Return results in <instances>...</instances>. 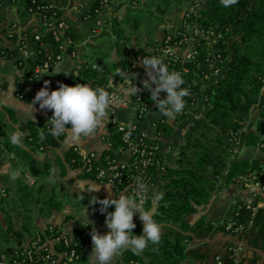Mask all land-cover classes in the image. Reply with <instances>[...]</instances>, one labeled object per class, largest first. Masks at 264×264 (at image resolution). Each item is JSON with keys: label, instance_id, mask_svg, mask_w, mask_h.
<instances>
[{"label": "trees", "instance_id": "16d2710c", "mask_svg": "<svg viewBox=\"0 0 264 264\" xmlns=\"http://www.w3.org/2000/svg\"><path fill=\"white\" fill-rule=\"evenodd\" d=\"M102 1L86 0V8L82 14L83 19H86L88 15H92L93 18L95 9L101 7ZM109 1L114 2L115 0ZM153 1H157L156 9L163 14L170 4H176L182 0ZM67 2L68 0H0V23H8V27H4L0 31V33H4L0 39L5 41L4 44L0 45V58H15L17 64L24 69L23 76L16 82V95L22 100L31 101L33 96L26 92L27 85L31 83V73L35 66L43 63L48 55H56L60 52V42L55 40L51 31L44 32L41 40L36 41L31 33L33 29L31 25L22 32L16 30L14 25H27L32 17V11H38L37 6L52 3L56 5V17L66 19L68 22L65 36L73 42L67 54H71L73 48L80 52L82 47H75L74 45L84 40L86 34L78 32L75 26L68 21L65 13ZM150 3V0H145L141 7L152 5ZM14 5H17L20 19L18 16L9 15L10 13L5 9ZM130 7V10L137 8L133 5ZM115 11L117 12V9ZM200 13L203 27L214 29L223 35L212 46V49L218 50L222 55L221 61L217 63L223 71L222 77L218 78L217 81H209L205 77L206 74L213 72V69L207 67V59L212 60L213 58L208 57V47L204 44L199 46V51L193 60H188L185 63H182L181 60H171L170 63L168 59L162 60L170 72L176 71L182 74L185 81L183 87L189 88L191 93L185 97L187 103H193L196 100L200 94L201 82H206L204 86L205 109L202 111V115L192 119L185 131L179 146L176 166H170L167 162L165 170L162 172L155 165L149 168V175L152 176V183L156 184L159 196L156 206H154L151 192L143 204V208L147 211L154 208L153 218L162 225L160 242L156 245L150 243L140 255H135L131 251H124L115 264H183L184 261H190L193 264H215L217 255L223 256L227 261L232 254L234 242H231L225 250L216 249L215 245L207 239L213 229H220L225 233L240 237H243L251 229L247 226L252 217V211L248 207L247 200L239 201L233 216L219 222L216 226L206 215H202L196 221L193 219L197 214L206 210L211 202L213 191L219 183L220 185L228 184L238 176H252L256 180L264 177V164L260 159L237 158V154L233 156V144L229 141L232 133L238 131L247 122L243 118V114H249L250 103L256 101L259 103V112L254 120L249 123V130L244 135L240 148L244 145L259 146L264 150V93H262L264 86V0H238L237 4L228 8H225L220 0H202ZM126 20L134 29H137L142 23V20L131 15ZM93 27L94 23L91 29ZM108 28L111 30L115 28L117 36L122 37L121 30L123 27L117 15L111 17L110 25L106 26L99 36L108 33L106 30ZM24 32L28 34L29 43L36 51L35 54L27 58L19 54V47L17 46L19 37ZM99 36L93 37L88 45L100 47L102 43L93 44ZM150 42L152 41L147 43ZM117 43L115 46L118 56L116 60L122 73L131 69L134 62L133 58L138 56V53L141 52L143 58L145 56L152 57V53L146 51L143 45L135 43L134 47L129 49L126 44ZM103 57L97 56L94 61H80L76 67L63 74L59 84L89 83L93 87H105L106 91L110 93V75L107 72V67L101 62ZM144 72L143 65H136L132 74V84L141 90H145L147 104L153 109H158L150 99L151 92L141 80ZM117 79H121V76L117 75ZM0 85L4 87L5 83L0 82ZM147 85L151 87L150 83ZM50 116L40 117L37 123L29 121L24 126H17L18 118L15 110L5 105L0 106V162L3 160L4 153H7L13 161L24 160L25 164L21 166L22 171L25 172L27 168L37 180L49 175L52 170L51 164L48 161L40 160L38 153L51 148H61L65 140L64 136L57 138L50 134L51 125L47 124ZM186 116L187 113H182L174 120H169L162 115L156 122L160 137L149 138V142L159 144L162 149L159 156L163 160L168 157V154L164 149L161 136L171 135L175 127ZM24 129L27 132L22 135L21 146H13L10 142V134L18 132V130L24 131ZM107 129L104 139L106 147L102 151L94 150L97 152L98 158L93 160V167L90 171L82 169L88 157L80 154L77 150L79 147L76 146H70L65 150L63 155L64 168L73 169L79 178L106 183L97 177V168L107 163L108 159L118 160L121 154L119 150L125 145L123 132L117 130L116 123L109 122ZM41 136L44 138L41 139ZM226 167L228 170L225 172ZM125 171L128 175L137 173L136 170L129 167H126ZM37 180L34 184H29L23 179H19L17 189H33L37 186ZM127 183L128 179H124L122 183L116 181L114 187L118 192L126 190L128 195L139 203L138 197L131 192V188L126 187ZM43 184L42 182L35 188L37 192L40 191ZM6 191L10 192V189L6 188ZM8 194L0 195V202H4L0 203V210L5 209L7 205L9 206ZM32 196L33 191L22 194V198L25 199ZM44 202L51 205L50 214L55 210H61L62 202L54 200L53 196ZM9 208L11 209V207ZM11 219V216H6L7 227H4L0 221V256L3 253L9 254L11 252L9 248L12 249L18 242L24 241L27 234L32 236L40 231L33 232L35 226L27 223L14 226ZM23 219L25 220L26 217H22ZM68 219L69 216H66L65 221ZM230 222L233 223V227L227 229V224ZM240 224L246 225V229L237 234L235 228ZM60 228V226H56L57 231H60ZM75 231L78 232V230ZM142 232L143 223L136 224L133 233L140 235ZM187 240L205 242L203 245L189 249L186 244ZM57 246L60 248L63 245ZM72 247L77 249L78 264H83L87 255L84 253L81 244H72Z\"/></svg>", "mask_w": 264, "mask_h": 264}, {"label": "crops", "instance_id": "0c3cea01", "mask_svg": "<svg viewBox=\"0 0 264 264\" xmlns=\"http://www.w3.org/2000/svg\"><path fill=\"white\" fill-rule=\"evenodd\" d=\"M133 0H115L114 5L117 9H125V6L131 8ZM128 4V5H127ZM66 7V17L70 23H72L78 32L87 34L93 25V20L83 19V11L86 8V0H68ZM122 22V20H121ZM157 24L155 30L154 39H146L143 44V48L152 53V49L156 45V41H159L163 36V31ZM122 25V24H121ZM111 33V29L108 31ZM103 36V35H101ZM100 39V38H99ZM152 41L150 43H147ZM101 43L99 40L95 39L93 44ZM80 52L76 54H66L62 61H60L55 67L48 70L43 77L40 86L35 84H28L26 87V92L30 93L33 97L31 101L35 98L36 93L44 86L45 81L50 82V90H55L54 87H57L62 80V76L65 72L72 70L78 65L82 60L94 61L97 55L93 57L95 48L93 45L81 46ZM142 50V49H141ZM134 54V53H133ZM116 49L113 50L112 54L109 55V59L103 57L101 62L107 67V72L110 75V88L111 90H123L127 95L132 94L134 86L132 84V76L125 74L127 79L121 76L122 83H117V73H120V65L117 59ZM134 61L139 62L142 65L141 61L143 60L141 52L138 53V56L133 58ZM24 74V69L17 64L15 58H0V82L5 83V86L0 85V106L5 105L15 110L18 118L17 126H24L27 122L33 121L38 122L40 117L46 118L48 115L47 110H40L39 104L36 105V111L34 112L35 120H32L29 108H26L25 105L31 104V101H25L20 99L16 95L17 90V79L21 78ZM203 90V89H202ZM262 93H264V86L262 88ZM204 110V95L201 91L196 102L189 108V112L184 120H182L174 129L173 133L169 136H161L163 140L164 148L167 151L168 157L167 162L170 166H176V161L179 154V146L181 140L187 128L189 127L192 119L195 116H199ZM259 112V103L251 102L250 103V112L249 114H243V118L247 122H252ZM162 114L158 109H153L149 112L145 118L139 121L140 129L149 136V138H154L157 136V130L154 126V123L160 118ZM112 117H116L122 123H135L137 121L135 109L133 106L124 107L117 103H112L109 108L108 119L103 123L102 127L90 138H84L80 143H69L64 140L61 148H51L47 151L38 153L40 160L48 161L51 164V168L56 170V181H49V175L40 178L43 181V186L40 188V191L45 189L53 190V197H58V201L62 202L61 210L54 211L51 216L44 220L41 218L37 222L38 230L43 229L44 225L48 222H56L60 226V231L69 235L75 230H78L79 236H70L77 243L81 244L84 253L87 255V259L83 264H91L90 254L92 253L93 244L91 239V232L93 227L98 229L101 234H106L109 229L105 223L107 213H101L99 211L100 205L92 204L91 200L93 196L98 197L99 199H104L108 193L104 190V184L96 181H89L83 178H79L77 172L70 168H64L63 166V155L66 149L70 146H76L83 150H97L102 151L105 149L106 144L102 139V134L107 132V124L111 121ZM19 133L24 135L27 132L18 130ZM243 148L247 149V153L244 156H241L240 153ZM234 156V155H233ZM237 158H259L260 161L264 164V150L259 146H242L238 151ZM13 161L10 158V155L3 157V160L0 162V195H6L9 192L6 191V188H9L10 191L14 194L18 190L17 179H12L10 172L18 170L20 174L22 171V164H25L24 160ZM228 170V167L225 168V172ZM25 175L30 174L28 169H25ZM31 175V174H30ZM20 176V175H19ZM32 176V175H31ZM33 177V176H32ZM35 180H37L34 177ZM222 180V179H221ZM27 181V179H26ZM38 182V180L36 181ZM41 182V183H42ZM37 184V183H36ZM94 184L101 185V190L99 192H89L86 189L90 188ZM5 191V192H2ZM39 191V192H40ZM255 189L252 186H245L243 183H238L232 181L228 184L219 183L218 187L213 191L212 199L206 210L197 214L193 221H196L202 215H206L208 219L214 222L216 226L219 222H222L225 219H228L233 216L239 201L247 200L253 193ZM111 194L113 198H118L120 194L129 196L126 190L120 192L116 191L115 187L111 184ZM159 194L157 192V187L152 189V197L154 200V206H156V201ZM130 197V196H129ZM258 205L264 203V193H262L257 198ZM143 208V205H142ZM154 209V208H153ZM153 209L149 210L153 212ZM143 210L147 211L143 208ZM108 211H115V206L112 205ZM66 216H69V219L65 221ZM51 218V219H50ZM135 224L143 223L139 218V213L134 214ZM65 224H70L66 230H62V227ZM211 243L215 245L217 249L225 250L226 247L231 243L241 242L245 246V250L242 253L241 260L239 264H264V210L259 209L255 215V225L252 227L243 237L239 235H232L225 233L220 229H213L211 235L207 238ZM121 257H115L111 264ZM185 264H188L185 261Z\"/></svg>", "mask_w": 264, "mask_h": 264}, {"label": "built area", "instance_id": "2783aa9c", "mask_svg": "<svg viewBox=\"0 0 264 264\" xmlns=\"http://www.w3.org/2000/svg\"><path fill=\"white\" fill-rule=\"evenodd\" d=\"M144 1L145 0H133L132 5L135 7H141ZM201 7L202 0H182L176 3L174 14L159 24L163 31V36L152 49V57H157L161 60L164 58L168 59L169 63L171 60H181L182 63H185L188 60H193L199 51V46L204 44L208 47V57L211 56L213 58L212 60L207 59V67L213 69V72L206 74L205 77L208 78L209 81H217L218 78L222 77L223 72L217 64L218 61H221L222 55L218 50L212 49V46L217 43L223 35L222 33L216 32L214 29L203 27L200 20ZM37 9L38 11H32V17L27 25L22 26L20 24H15L14 28L17 27L15 29L22 32L31 25L33 27L31 33L36 41L41 40L44 32L51 31L55 40L60 42V52L56 55H48L43 63H39L35 66L31 73V83L40 86L44 74L63 60L64 56L69 51V47H72L70 45L73 41L65 36V30L68 27L67 20L56 17V5L52 3H44L37 6ZM115 9L113 1L103 0L101 7L95 9L94 17L92 18V15H88L86 18L87 20H93L94 27L86 34L84 40L78 42L74 46H87L88 42H90L93 37L99 36L103 29L110 25L111 17L117 15ZM106 30L109 31L110 29L108 28ZM17 46L19 47V54L24 58L36 53L32 45L29 43L28 34L25 32L19 37ZM76 52L77 50L73 48L71 54H76ZM138 64L139 62L134 61L131 69L126 70L124 74H129L133 77L132 74L134 67ZM147 79H149V77L145 71L141 80L144 84H147L149 83ZM116 82L122 83V80L116 79ZM205 84L206 82L202 81L200 87V93L203 91L204 102ZM133 86L134 89L130 95H127L123 90L110 91L113 103H117L124 107H134L137 121L131 123L132 129L130 130L129 127L127 128L126 123L120 122L116 117L111 118L110 122L116 123L117 130L123 132L125 145L119 150L121 154L119 155L118 160L108 159L107 163L102 164L97 168V177L113 186L116 181L122 183L124 179H128L126 187L131 188V192L138 197L139 203L143 205L151 195L152 189L156 187V184L152 183V176L149 175L150 166L155 165L159 168V171L162 172L165 170L167 158L163 160L159 156V153L162 151L159 144L150 143L149 136H147V134L138 126V122L143 120L153 108L146 102L145 90H141L138 86ZM166 95L167 93L162 92V98L166 97ZM198 96L196 97V100ZM196 100L193 103L186 102V108L183 113H188L189 108L196 102ZM47 112L48 115L52 116L53 112L51 110H47ZM200 115H202V113ZM160 118H158V120ZM156 122L154 123V126L157 130ZM249 123L250 122H246L242 128L233 132L231 137H229V141L233 144V155H236L240 150L244 135L249 130ZM101 137L104 140L106 133L102 134ZM156 137H160L158 131ZM77 150L83 156L88 157L82 169L90 171L93 167V160L98 158L97 152L94 150H83L81 148H78ZM131 159H133V161H131ZM126 167L136 170L137 173L130 175L126 174ZM234 181L243 183L245 186H252L255 189L254 193L247 199L248 207H250L252 211V217L247 226L252 228L255 225V215L259 206L264 210V203L261 205H258L257 203V198L264 193V177L256 180L255 177L252 176H238ZM27 182L29 184H34V177L28 174ZM138 185L143 186V189L139 191V194ZM140 197H143V201H141ZM56 226H58L56 222H48L47 225H45V228L32 236H28L24 241L18 242L16 246L12 247V251L9 254H1L0 264H78L77 258L79 255L77 249L72 247V244L75 245L77 242L67 236L64 232L57 231ZM232 227L233 223L230 222L227 224V229ZM245 229L246 225L240 224L235 228V231L238 234L244 232ZM204 242L205 241L187 240L186 244L190 249L203 245ZM59 244L63 246L59 248L57 246ZM244 250L245 246L241 242L234 243L232 254L229 256V264H239ZM229 260L225 261L223 256L217 255L215 257V264H228ZM187 263L193 264L190 261H187ZM183 264H185V261Z\"/></svg>", "mask_w": 264, "mask_h": 264}, {"label": "clouds", "instance_id": "9594fccd", "mask_svg": "<svg viewBox=\"0 0 264 264\" xmlns=\"http://www.w3.org/2000/svg\"><path fill=\"white\" fill-rule=\"evenodd\" d=\"M220 3L228 8L237 4L238 0H220ZM141 63L149 77L147 81L151 84V87L145 84L151 92L150 99L157 106L160 114L169 120H174L184 112L185 97L191 94L189 88L183 87L185 81L182 74L176 71L170 72L157 57L145 56ZM117 75L127 79L122 72ZM162 92L167 93L166 97H161ZM112 103V95L105 87H93L89 83L75 85L61 83L55 90H50V82L45 81L30 106L25 105V107L29 108L32 120H35L34 112L37 104L40 110H51L53 114L47 123L51 125L50 134L57 138L64 136L67 142L75 144L82 142L84 138L92 137L102 127L108 119ZM128 127L131 130L132 124L129 123ZM43 138L41 136V139ZM10 142L13 146H21L22 134L11 133ZM19 175L18 170L10 172L12 179L19 178ZM49 181L53 183L56 181L54 168L51 170ZM142 189L143 186L138 185V194ZM86 190L99 192L101 185L94 184ZM104 190L108 195L104 199L93 196L91 203H99V211L102 214L107 213L105 223L109 231L101 234L93 227L91 232L93 249L89 256L91 264H111L114 258L124 251L140 255L150 243L156 245L160 242L162 225L153 218L151 211L143 210L141 203L124 194L113 198L111 184H104ZM140 199L143 201V197ZM112 205L115 206V211H108ZM135 213H139V218L143 222V232L140 235L133 233L136 227Z\"/></svg>", "mask_w": 264, "mask_h": 264}, {"label": "rangeland", "instance_id": "374dc122", "mask_svg": "<svg viewBox=\"0 0 264 264\" xmlns=\"http://www.w3.org/2000/svg\"><path fill=\"white\" fill-rule=\"evenodd\" d=\"M150 2H151L150 4L152 5L150 6L145 5L143 7H139V8L137 7L136 9L134 8L130 10L129 7L127 6H125V9L120 8L117 13V16L120 20H122L121 22L122 24L121 26L123 27L121 30L122 39L117 36V32L115 28L111 30V33H105L103 36L97 37L96 39L99 40L102 43V45L100 47L95 48L93 57L97 55H102L105 56V58L109 59V55L112 54L116 44H118L117 42H119V44L122 43L126 44V46L129 49H132L135 43L142 46L146 41V39H150V40L154 39L157 24L164 21L166 18L168 19L171 15L174 14L176 4L174 3L170 4L167 7L165 13L162 14L160 11H157L156 9L157 1L150 0ZM5 9L10 13L9 15L11 16L14 15L19 17L17 11V5H14L9 9L8 8ZM129 15L137 17L138 19L142 20L141 25L137 29L132 28L130 23L126 20ZM7 25L8 23L6 22L0 23V31L4 27H8ZM3 36L4 33H0V37ZM4 43L5 41L0 39V45ZM246 153H247V149L243 148L240 155L244 156ZM6 155L8 154L4 153V156ZM19 179H23L24 182H27L26 179H28V175L26 176L25 173L23 172L22 174H20ZM42 181H43L42 179L41 180L39 179L36 185L38 186L39 184H41ZM56 183L57 182H55V186L57 185ZM37 186L29 190H16L14 194L11 191L9 192L7 196L10 198L8 203L9 206L7 205L5 209L0 210V221L4 227H7L6 216L9 215L12 217L11 222L14 226H19L22 225V223H27L32 225L33 227L35 226L33 229V232H35L39 229V227L37 226L38 220L41 218H44V220H46L51 216V214L49 213V209L51 208V205L45 203L44 200L50 198L53 195V190L50 188L37 192V190L35 189ZM28 191H33V196L27 199L22 198V194H26ZM56 199H58V197L54 196V200ZM0 203H4V202H0ZM9 207H11L12 210ZM24 216L26 217V219L22 220V217ZM69 226L70 224H65L62 227V230L63 231L66 230ZM28 236L30 235L27 234L26 237ZM70 236H79V234L73 231L70 234Z\"/></svg>", "mask_w": 264, "mask_h": 264}, {"label": "water", "instance_id": "95a60500", "mask_svg": "<svg viewBox=\"0 0 264 264\" xmlns=\"http://www.w3.org/2000/svg\"><path fill=\"white\" fill-rule=\"evenodd\" d=\"M16 246V245H15ZM9 251H12V249L11 248H9Z\"/></svg>", "mask_w": 264, "mask_h": 264}]
</instances>
